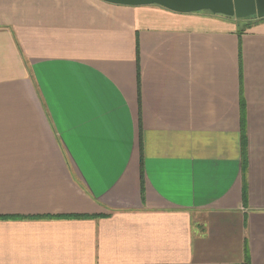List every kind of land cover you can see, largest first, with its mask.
I'll return each instance as SVG.
<instances>
[{"label":"crops","instance_id":"1","mask_svg":"<svg viewBox=\"0 0 264 264\" xmlns=\"http://www.w3.org/2000/svg\"><path fill=\"white\" fill-rule=\"evenodd\" d=\"M0 264H264V17L0 0Z\"/></svg>","mask_w":264,"mask_h":264},{"label":"water","instance_id":"2","mask_svg":"<svg viewBox=\"0 0 264 264\" xmlns=\"http://www.w3.org/2000/svg\"><path fill=\"white\" fill-rule=\"evenodd\" d=\"M122 6L158 5L178 13L209 11L213 15L244 18H263L264 0H101Z\"/></svg>","mask_w":264,"mask_h":264},{"label":"trees","instance_id":"3","mask_svg":"<svg viewBox=\"0 0 264 264\" xmlns=\"http://www.w3.org/2000/svg\"><path fill=\"white\" fill-rule=\"evenodd\" d=\"M249 18H253V17H249ZM249 18H244L243 20H249ZM248 26V24L245 26V27H247ZM244 28V27H243Z\"/></svg>","mask_w":264,"mask_h":264}]
</instances>
